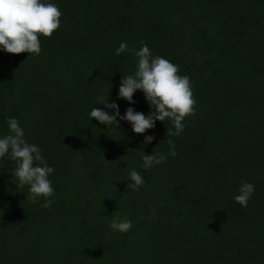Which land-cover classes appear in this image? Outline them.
<instances>
[{
	"label": "trees",
	"instance_id": "trees-1",
	"mask_svg": "<svg viewBox=\"0 0 264 264\" xmlns=\"http://www.w3.org/2000/svg\"><path fill=\"white\" fill-rule=\"evenodd\" d=\"M43 2L63 15L41 53L0 50V138L16 118L55 169V194L50 208L27 199L16 163L0 159V264H264V0ZM122 42L190 77L195 114L179 135L167 136L171 120L136 134L90 118L116 114L101 96L121 116L154 111L140 90L134 104L119 98L138 59L116 55ZM143 152L165 162L145 170ZM242 182L255 187L247 207L234 200ZM114 213L129 232L110 228Z\"/></svg>",
	"mask_w": 264,
	"mask_h": 264
},
{
	"label": "clouds",
	"instance_id": "clouds-1",
	"mask_svg": "<svg viewBox=\"0 0 264 264\" xmlns=\"http://www.w3.org/2000/svg\"><path fill=\"white\" fill-rule=\"evenodd\" d=\"M62 15L56 4L45 3L43 0H0V50L14 55H39L40 36L51 38L61 26ZM125 51L131 52L138 59L134 75H124L120 83L119 98L134 104V94L140 90L154 111L145 116L129 107L125 115L121 116L118 104L108 103V100L105 102L101 96L98 104L114 109L116 114L110 115L100 108L93 107L90 118L108 126L114 122L118 124L117 118L125 120L132 125L136 134H144L153 129L156 121L171 120L175 132L168 130L167 136L179 135L184 130L183 121L195 114L197 102L194 99L190 77L181 75L179 67L169 60L160 56L153 57L147 44L143 42L139 50L130 49L126 42H122L116 49V55ZM7 123L9 134L0 138V159L9 156L16 163L14 178L18 181V187L28 186L30 194L27 199L35 203L44 198L46 202L42 207L50 208L53 203L50 197L55 192L49 176L55 169L48 166L38 146L29 144L24 139L25 133L16 118H9ZM153 140L154 137L147 136L145 143H151ZM167 143L170 146V155L175 157L173 141L167 139ZM165 159L163 154L144 153L143 168L148 170L164 163ZM129 179L131 183L128 184V189L132 191H138L139 187L146 183L145 178L136 170L129 172ZM254 192L253 184L242 182L234 200L242 207H247ZM132 227L131 220L121 219L116 213L113 214L110 224L113 231L127 233Z\"/></svg>",
	"mask_w": 264,
	"mask_h": 264
}]
</instances>
